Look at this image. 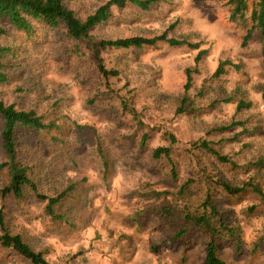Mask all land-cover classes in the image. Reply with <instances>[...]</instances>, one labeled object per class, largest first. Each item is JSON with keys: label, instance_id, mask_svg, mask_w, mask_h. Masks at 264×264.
I'll list each match as a JSON object with an SVG mask.
<instances>
[{"label": "rangeland", "instance_id": "374dc122", "mask_svg": "<svg viewBox=\"0 0 264 264\" xmlns=\"http://www.w3.org/2000/svg\"><path fill=\"white\" fill-rule=\"evenodd\" d=\"M105 0H64L77 16L84 18ZM110 19L92 29L95 37L132 34H167L198 42L207 55L193 72L187 90L188 109L177 110L184 92L185 68L194 66L197 48L172 46L105 47L101 56L106 68L118 75H101L85 45L70 51L71 39L63 26L47 29L37 25L33 40L7 26L9 35L1 44L14 43L19 60L7 68L9 79L0 84V98L17 107L33 108L51 128H19V152L28 161L37 191L56 195L72 184L67 196L55 204L53 217L45 210L46 200L25 187L20 198L9 193L0 206L12 232H19L35 250L55 264H204V248L198 241L185 246L168 238L167 229L155 225L146 212L137 221L132 212L147 199L148 188L175 189L183 178L210 170L238 182L249 173L229 168L202 149L192 152L183 146L173 149L177 177L169 164L155 161L151 149L167 144L164 130L183 141L205 137L237 162L264 153V101L258 87L264 85L259 43L242 46L241 28L228 19L225 0H159L149 9L133 4L111 5ZM239 62L226 65V72L211 77L219 60ZM204 85L203 93L199 91ZM240 88L252 101L235 114V101L218 100L216 92L232 93ZM130 101L136 116L122 109L121 99ZM233 117L243 124L229 125ZM0 119V129H1ZM227 125L214 130V126ZM147 132L140 146L143 132ZM104 148L106 163L97 145ZM0 133V162L5 160ZM166 169V170H165ZM8 181L0 169V188ZM255 205L253 211L247 209ZM245 220L247 242L264 247V198L247 192L234 205ZM150 244H156L152 249ZM226 264H264V251L237 252L225 241L219 250ZM28 259L0 246V264H28Z\"/></svg>", "mask_w": 264, "mask_h": 264}, {"label": "trees", "instance_id": "16d2710c", "mask_svg": "<svg viewBox=\"0 0 264 264\" xmlns=\"http://www.w3.org/2000/svg\"><path fill=\"white\" fill-rule=\"evenodd\" d=\"M158 1L105 0L84 18H80L72 8L65 4L64 0H0V37L9 35L7 26L23 33L25 41L34 39L37 25H43L47 29H57L59 26H63L64 33L71 39L68 50L77 52L82 48V45H85L91 61L101 75L106 78L109 75H118V70L105 67L101 56V49L105 47L155 46L158 42L164 41L172 46L185 44L197 48L193 58L194 66L185 68L184 92L177 107V110H185L190 104L187 90L192 85V73L197 72L199 62L208 53L207 48H199L198 42H191L187 38L170 36L167 34V30L152 36L132 34L97 38L91 34L96 25L110 19L111 5L123 8L133 4L140 9H149ZM225 4L228 19L242 30L240 44L247 46L254 39L258 41L264 68V0H225ZM18 60L19 54L14 43H0V84L8 82L7 68ZM226 65L234 66L236 69L240 68L239 62L225 58L219 60L211 77H219L225 73ZM204 90L205 86L202 85L199 91L203 93ZM258 90L264 101V85H260ZM216 94L218 100L235 101V114L252 104V101L245 97L240 88H235L232 93L218 91ZM120 101L122 109L136 116L137 110L130 105V101L127 102L123 98ZM0 119L2 122L1 145L5 157V160L0 162V169L5 168L8 174L7 183L0 188L1 196L4 197L11 193L20 198L24 195L25 187L32 188L39 198L46 200L45 210L53 217L63 219L60 214L54 212V206L67 196L73 185L69 184L56 195L38 192L35 182L30 176V165L28 161L24 160L17 147L19 128H51L55 124L43 121L42 116L33 108H19L15 102H7L2 98H0ZM236 123L243 124V120L233 117L229 125ZM226 126H214V130H220ZM164 135L168 143L154 146L151 149V157L155 161L165 160L169 164L167 171L173 179L177 177L176 161L172 155L173 149L180 146H183L191 155L196 149L207 151L220 163L229 164L230 169L249 173V175L243 180L235 182L225 175L204 168L199 172L198 168L195 172L196 176L189 175L183 178L177 183L175 189L156 187L145 189L140 195L150 199H147L140 208L132 212L134 222L140 223V220L137 221L140 215L146 212L152 213L155 225L165 226L167 237L170 240L181 241L185 246H188L193 240L201 243L205 252L204 264H226L219 253L220 246L225 241H228L237 252L244 249H248L252 253L257 250L264 251L263 240L252 242L245 240V220L234 207L247 192L264 198V153L244 162H237L229 155L221 153L212 141L205 137L183 141L167 129L164 130ZM146 136L147 132L145 131L141 135L140 146L144 145ZM97 148L102 161L106 163L104 148L100 141H98ZM254 208L253 204L247 206L250 211H253ZM0 246L27 258L28 264H55L48 261L42 251L35 250L21 233L11 231L2 206H0ZM150 247L154 249L156 244H150Z\"/></svg>", "mask_w": 264, "mask_h": 264}]
</instances>
